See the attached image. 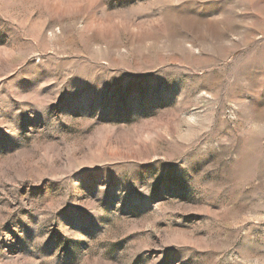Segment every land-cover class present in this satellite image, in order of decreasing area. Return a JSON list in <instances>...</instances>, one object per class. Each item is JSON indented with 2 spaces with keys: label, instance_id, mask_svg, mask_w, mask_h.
<instances>
[{
  "label": "rangeland",
  "instance_id": "rangeland-1",
  "mask_svg": "<svg viewBox=\"0 0 264 264\" xmlns=\"http://www.w3.org/2000/svg\"><path fill=\"white\" fill-rule=\"evenodd\" d=\"M0 264H264V0H0Z\"/></svg>",
  "mask_w": 264,
  "mask_h": 264
}]
</instances>
